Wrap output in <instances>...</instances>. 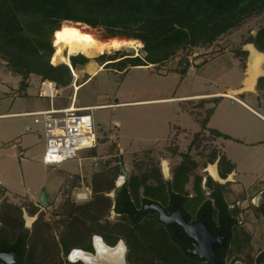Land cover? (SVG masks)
I'll return each instance as SVG.
<instances>
[{"label": "rangeland", "instance_id": "obj_1", "mask_svg": "<svg viewBox=\"0 0 264 264\" xmlns=\"http://www.w3.org/2000/svg\"><path fill=\"white\" fill-rule=\"evenodd\" d=\"M78 23L80 27H87V29L96 32L100 37L109 39L104 29L93 28L81 22ZM263 24L264 14L256 17H251L244 23H242L240 27L231 29L230 31L222 35L211 46H194L187 47L185 49H179L176 54L165 63H168L170 60H180L182 64H185L186 60L188 61V58H194V56L196 55L203 57L205 55H213L214 53H222L223 51L227 50L231 55H234V57H240V61H242L243 65H245L244 61H246L247 66L251 55V36H253L252 34L257 32ZM244 48L246 50H242ZM239 51L244 53L240 55L238 53ZM106 54L110 55V57L105 58L118 57L120 59L121 56L125 54L133 56L139 55L141 57H144L145 51L143 50L142 43V46L141 48H139L138 52L131 48L124 47L119 50H112L110 53L106 52ZM231 55L228 54V58H230L231 64H227V67H229L230 70L228 72V75L226 76H231V81L233 77V83L238 84L243 75L241 74L239 67L237 66V59L232 57ZM99 62L97 61V63ZM123 65L124 64L117 66L118 69L114 70L116 64H112L107 66L104 70L99 71L98 74L92 79V81H90V83L84 84L78 90H76L74 96L73 88H66L68 87L66 86L65 89L62 90L61 95L57 96L54 99V106L56 108L63 107L70 104L71 102H73L75 106H82L96 104L99 101L102 102V100L115 101L112 97L123 90H137L139 87L145 88L146 90L150 89V86H152L153 82V76L150 74V71H153V69H131V66L127 64L128 67L126 68V70H123V72H119L120 68ZM263 65L264 60L262 62V66ZM0 67L3 68H0V109H3L4 106L10 107L13 103V108L16 107L17 109L12 110H23L25 109V105L35 102L49 107V98L39 96L41 77L32 74L29 78L30 85L28 87L21 88L20 77L16 76L6 69L5 61L0 60ZM74 71H76V69ZM83 79L84 77H79V79L78 77H76V80L74 81L75 83H80V81H83ZM74 81L72 80L73 83ZM184 108L185 106L183 105L179 107L177 110L179 111V113L177 114L171 107L169 108V110H167L168 112L165 115H169L167 119L175 123L176 118H178L179 116H188L192 114ZM7 110H9V108ZM133 110L134 109L132 107L95 109L93 111L95 121L97 124L100 123V127L98 128L99 136L103 132H109L110 127L115 126L116 120H123L124 127H119V125L118 127L115 126L117 127L115 134H119V140L125 147H128L129 149H141L163 145L169 132L168 123L162 122L161 124L159 120L161 117H158V114H155L154 117L155 112L153 108V119L151 120L150 116V118L144 124L145 126H140V124L139 130L137 131V133H135L134 128L137 127L138 123L136 121H133L132 124L130 121L131 119L133 120ZM203 111H194L193 114H202ZM145 113L147 115V112ZM190 117L192 118V116ZM127 120L128 122L127 124H125ZM2 122L4 123V125H8L10 122H15L16 126L18 127L17 131L23 134L21 137L23 140L22 148L15 149L13 145L16 142L13 140L11 141L10 138H8L10 136H7V140H5L8 143L4 142V144L7 145L4 146L3 144V146L5 147L4 162L6 164L4 173L7 177L4 185L7 189V193L10 196V199L15 198V194H18L20 196L27 197L28 202L26 200L20 199V203L15 204L12 202L7 206L5 205L8 204L6 199L0 202L1 220L6 225L15 226L20 222H27L25 216L34 217L35 219L32 222V225H30L29 227V237L32 236V231L35 229V227H37V225H41L43 227L50 228V235L48 237V239L50 240H46V242H58L61 235L60 232L65 229V227L71 220L70 217L66 214L69 207L71 208L72 206L83 204V201H80V199L77 198V194L80 192L88 193L87 187L90 188V178L92 173L102 167L105 164L104 162L106 160L107 163L108 161L113 163L119 162V156L111 155L109 156V158L101 159L102 161L100 163L98 162L97 164H95V161L92 158L93 156L84 155L81 159L67 160L62 164L56 165L54 167L49 166L43 161L45 145L43 142L42 130L39 124L34 123V117H17L13 118L10 121ZM151 122L153 123L151 124ZM26 124L31 125L32 129L30 131L26 130V128L24 129ZM244 133L245 132H241L238 133V135L241 136ZM103 135L105 136V134ZM104 136H101V141L105 139ZM139 138L141 140H139ZM179 141V146L174 145L176 143L175 140H171L170 147L167 146L166 148L162 147L158 149L148 150L145 153L141 152L134 155L132 158L121 157L122 159L126 160L124 162L126 163V165L130 166L135 163V166H138L141 170L146 169L149 176H159L156 170L160 169V167L162 168V170H164L165 162L168 166L171 167L172 172L175 170V166L179 162L180 158L173 156L170 150L181 149L185 152L188 149V136L183 137ZM213 141L214 137L211 134L196 137L194 144L191 146V149H189V161L195 162V167L190 173L189 179L185 186L187 188H191L192 191H194L193 185L195 176H202L203 184L204 180L209 177V173L206 172L205 169L209 165H215L211 159L212 154L214 152L217 153L218 147L214 144ZM230 149L232 152L235 151L234 156L238 159L239 170L242 171L241 180H245L248 182L255 180L251 176L247 175L244 172L245 168H243V166L246 165L247 159L249 158L253 150L241 145H231ZM112 150L113 149H111L110 151L108 150L107 152L105 151L104 154H113L114 152ZM13 153H16V159L10 156ZM90 155H93V153H91ZM168 161H170V165ZM129 168L130 170H133V172L135 171L134 169H131V166ZM113 175H116V170L113 172ZM230 185V183L223 184L225 199L230 205H235L236 207L239 206L238 208L240 212L237 216L239 217L238 219H241L243 221L242 223L244 231L246 230L245 232L249 236V243L245 245L244 249L245 252H249L251 253V255L255 256L264 247V222L258 219V216H256L257 213L255 211V204H258V198L260 197V195L253 194L251 196H247V200L240 204L237 202L238 198H236L235 194L233 195L234 192L230 188ZM42 188H44L45 192L48 194V201L50 204L49 207H45L44 209H42L41 206H37L39 205L38 201L36 205V202L33 203V201L29 200V198H31L32 196L39 197ZM208 191H210L209 187ZM12 206H15L16 208L13 209ZM103 213L104 217L109 216V218L112 219L113 214H110L109 211H104ZM54 252L55 251L51 253V258H53L51 264H68L66 263V258L62 257L61 251H59V253L57 252L58 254ZM45 261L49 263L50 260L45 259Z\"/></svg>", "mask_w": 264, "mask_h": 264}, {"label": "trees", "instance_id": "obj_2", "mask_svg": "<svg viewBox=\"0 0 264 264\" xmlns=\"http://www.w3.org/2000/svg\"><path fill=\"white\" fill-rule=\"evenodd\" d=\"M262 14L264 0H0V60L5 61L7 70L21 77V88L28 86L27 79L32 74L53 80L60 87H65L73 79L71 68L66 63L53 65L49 60L53 51L51 34L60 28L63 22H81L93 28H102L108 38L123 36L140 40L145 51L144 57L125 54L121 59L105 58L110 55L104 53L95 58L100 64L111 61L105 66L124 64L121 67L124 68L127 64L160 65L173 57L179 49L211 46L231 29L240 27L247 19ZM251 41H258L264 48V24L258 29L257 36H251ZM238 53L241 55L244 52ZM70 61L72 67L77 68L89 59L78 55L72 56ZM216 158L217 153L214 152L212 162ZM189 159L190 155L184 154L181 164L174 170L177 189L187 183L195 167V162ZM219 166L222 178L234 168V164L224 155L220 157ZM156 171L160 176V169ZM134 175L149 176L147 171ZM107 177L109 174L104 170L94 174L93 188L96 192L111 187ZM194 180L196 190L202 192V176L197 175ZM138 186L132 185L133 189L124 188L127 201L130 202L131 196H136ZM207 186L214 189L211 177L208 178ZM213 197L217 207L228 210L222 193L214 190ZM82 207L72 206L66 212L71 220L60 232L58 242L62 247L56 241L47 243L46 240L49 239L44 237L43 226L37 225L32 236H28V241L25 242L26 237L23 238L22 249L12 248L21 256L35 259L31 264H51L53 251L59 253L63 249L67 254L72 248L89 242L92 233L91 219H95L97 227H101L97 231L103 232L105 225L99 221L104 215L103 212L109 211L111 199L101 194L89 201L84 210ZM255 211L261 214L262 209L256 207ZM239 212L237 206L226 214L233 216L232 221L236 222ZM22 223L15 226L21 227ZM247 238L245 239L248 241ZM115 239L113 237L112 240ZM27 242L28 249L25 248ZM45 259H49V263Z\"/></svg>", "mask_w": 264, "mask_h": 264}, {"label": "crops", "instance_id": "obj_3", "mask_svg": "<svg viewBox=\"0 0 264 264\" xmlns=\"http://www.w3.org/2000/svg\"><path fill=\"white\" fill-rule=\"evenodd\" d=\"M242 50L246 49L244 48ZM228 54L231 55L230 52L225 50L222 53H214L213 55L211 54L209 56L205 55L201 57L196 55L194 58L187 57L188 61L186 60L185 64H182L180 60H170L168 63H163L164 65L150 63L148 65L133 66L128 64L131 66V69H153V71H150V74L153 76V82L149 90L141 87H139L137 90L127 89L114 95L112 98L115 101L102 100V102L99 101L96 104L82 105L78 107L95 106L96 109L132 107L134 109V114L132 117L133 120L131 119L130 121L132 124L133 121L138 123L137 127L134 128L135 133H137L140 126H145L144 124L147 122L150 116L151 120L153 119L154 108V117L155 114H158V117H161L159 119L161 124L162 122H166L169 126V132L165 143L156 147L129 149L128 147H125L121 144L119 140V134H115L118 125L119 127H124L123 120H116L115 126L117 127L111 126L109 132L101 133L99 136L98 146L94 149L83 151L79 159H81L84 155L93 156L92 158L94 159L95 164H97L98 162L100 163L102 161L101 159L109 158V156L112 155L119 156V161L124 163L126 160L122 159V157L132 158L134 155L141 152L145 153L148 150L162 147L166 148L167 146L170 147L171 140H175L176 143L174 145L179 146V140L185 136H188V149L185 152L181 149L170 150L173 156L180 158L179 162L175 166L176 168L181 164L184 154L188 153L190 155L189 149H191V146L194 144L196 137L211 134L214 137V144L218 147L217 158L213 161L218 176L222 178L219 160L220 157L224 155L228 161L234 164V168L226 175V179H223L224 183L225 181H228L231 184L230 188L234 192L233 195L235 194L236 198H238L237 202L240 204L247 200V196H251L253 194L260 195L258 198V204L253 203L256 205V207H258L260 202L264 200V73L258 77L253 90H244L243 81L246 77L248 65L246 66V61H244L245 65H243L242 61H240V57H234V55H231L237 59V66L243 75L238 84L233 83L234 78L232 77L231 81V76H226L230 70L229 67H227V64L231 62L230 58H228ZM93 62L97 65H102L100 62L97 63L96 59H94ZM108 62L111 61H107L103 63V65ZM86 64L87 62L81 66H78L77 68H73L72 65L69 64L72 75H75L74 70L76 69V71L82 72V74L78 76V79L79 77H84L83 81H80V83H75L74 81L76 80L77 76L75 78L73 77L72 80L74 83L71 82L68 87L65 86L66 88H73V96L76 93L74 88L77 87V85L83 86L84 84L90 83V81H92V79L95 77L85 71ZM128 65L124 68H120L119 72L126 70ZM106 67L107 66L103 67L102 70H104ZM0 68L3 69L2 67ZM114 68V70L118 69L117 66ZM262 69L264 71V65L262 66ZM29 78L27 79L28 86L30 85ZM65 87H60L61 92L63 89H65ZM54 99H49V107L35 102L28 103L25 105V109L23 110H12L17 109L16 107L13 108V103L10 107L4 106L3 109H0V202L4 201L5 199L8 204L12 202L15 204L20 203V199L26 200L28 202L27 197L20 196L18 194H15V198L10 199V196L8 195L7 189L4 185L5 180H7V177L4 173L6 169V164L4 162V146L7 144H4V142L7 140L6 137L10 136L8 138H10L11 141L13 140L16 142L14 143L13 147L15 149L22 148L23 140L21 137L23 134L17 131L18 127L16 126L15 122H10L8 125H4L2 121H10L17 117H34L32 115L33 112L46 110L51 107L56 108L54 106ZM70 104H73V102ZM182 105L185 106V110L192 113L188 115L189 117L179 116L176 118L175 123L167 119L169 115L165 114L168 112L167 110H169V108L172 107L173 111L178 114L179 111L177 110ZM8 108L9 110H7ZM194 111L203 112L202 114L194 115ZM145 112H147V115ZM190 116H192V118ZM127 122L128 120L125 122V124H127ZM152 123L153 122H151V124ZM99 125L100 123L98 124V128L100 127ZM25 128L28 131L32 129L30 124H26L24 129ZM216 132H219L221 135L216 134ZM241 132L245 133L241 136L238 135V133ZM103 134H105V136ZM101 136L105 137L103 141H101ZM139 140L141 139L139 138ZM231 145H241L253 150L247 159L246 165L243 166V168H245L244 172L255 180H252L251 182L241 180L242 171L239 170L238 159L234 156L235 151L232 152V148L230 149ZM111 149H113V154H104L105 151L107 152ZM91 153H93V155H90ZM10 156L16 159V153H13ZM106 161L104 163H107ZM168 163L170 165V161H168ZM133 164L135 165V163ZM133 164L130 166H133ZM130 166L127 165V167ZM168 168V175H166L165 172L163 173L164 170H162L160 167L159 177H174V171L172 172L170 166H168ZM144 171L147 170L138 169L134 171L133 174H141ZM205 171L208 172L207 169H205ZM209 176H211L210 173ZM211 178L213 181H215L213 176H211ZM42 190L45 189L42 188ZM39 197L32 196L29 198V200L39 202ZM0 221L2 222L1 216Z\"/></svg>", "mask_w": 264, "mask_h": 264}, {"label": "flooded vegetation", "instance_id": "obj_4", "mask_svg": "<svg viewBox=\"0 0 264 264\" xmlns=\"http://www.w3.org/2000/svg\"><path fill=\"white\" fill-rule=\"evenodd\" d=\"M252 43L264 53V48L258 41ZM131 167L135 171L140 169L134 164ZM102 170L109 174L107 181L111 187L96 192L93 188V177ZM115 170H117L116 175H113ZM208 178L202 184V192H198L194 185L192 191L185 186L186 184L177 189L176 178L173 176H135L133 170L123 162L105 163L92 173L91 185L90 188L87 187L86 197L77 196V198L83 201V204L79 205L83 206L84 210V206L96 196L102 194L109 197L111 199L109 213L113 214L112 219L109 216L100 219V224L105 225L103 232L97 231L101 227L99 225L97 227L95 219H91L92 233L89 242L72 248L67 254L61 249L62 257L66 258V263L68 261L86 264L82 259L71 261L69 255L76 249L97 256L95 237L99 236L109 248L114 249L120 243L123 244L124 264H210L205 256L209 254V247L213 245L216 261L219 264H260L264 258V247L255 256L245 252L244 247L249 243V236L246 230L244 231L243 221L237 216L234 222L233 216L226 214L236 207L230 205L224 196L223 184L229 182L214 181V189L208 191ZM132 185L133 187L139 185L138 192L136 196H131L129 202L124 188L133 189ZM214 190L222 193L224 202L227 203V211L217 207L216 199L213 197ZM35 204L37 205V202ZM49 205L48 203L44 206L39 200L37 206L44 209ZM258 207L262 211L261 214L256 212V216L264 222V200ZM78 209L80 210L81 207ZM162 216L167 218V221H164ZM30 225L25 222L21 227L10 226L0 221V264H9L1 258V254L7 253L16 254L15 264H31L35 260L19 255L14 249H22L24 237H26L25 242L28 241ZM43 228L44 237L48 239L50 228ZM207 230L209 233L205 232ZM244 236L248 237V241ZM113 237L116 238L115 241L112 240ZM58 243L62 247L61 243ZM25 246L28 249V242Z\"/></svg>", "mask_w": 264, "mask_h": 264}, {"label": "bare ground", "instance_id": "obj_5", "mask_svg": "<svg viewBox=\"0 0 264 264\" xmlns=\"http://www.w3.org/2000/svg\"><path fill=\"white\" fill-rule=\"evenodd\" d=\"M53 51L50 55V62L53 65L59 63L71 64L70 58L72 56L83 55L89 59L86 64L85 71L92 76H96L105 65H97L93 62L94 58L112 50H119L124 47L131 48L138 52L142 43L138 39L116 36L109 39L100 37L96 32L87 29V27H80L79 23L64 22L60 28L52 32ZM251 55L249 58L246 77L243 81L244 90L250 91L254 89L257 78L264 73L262 69V62L264 54L256 50L252 45ZM82 72L75 71L78 77ZM81 86L76 87L78 90ZM207 171L215 178L217 171L215 165H209ZM164 172L168 175V165L164 163ZM79 198L86 197V192L77 194ZM28 225L34 220V217L25 216ZM95 246L97 248V256H92L90 253H85L79 250H73L69 258L71 261L82 259L86 264H124L123 253L124 246L122 243L117 248H109L99 237H95Z\"/></svg>", "mask_w": 264, "mask_h": 264}, {"label": "built area", "instance_id": "obj_6", "mask_svg": "<svg viewBox=\"0 0 264 264\" xmlns=\"http://www.w3.org/2000/svg\"><path fill=\"white\" fill-rule=\"evenodd\" d=\"M60 92L61 88L55 81L41 78L40 96L53 100ZM95 109V106L70 104L33 112L34 123L39 124L42 130L45 164L54 167L67 160L79 159L83 151L98 146V124L93 116Z\"/></svg>", "mask_w": 264, "mask_h": 264}, {"label": "water", "instance_id": "obj_7", "mask_svg": "<svg viewBox=\"0 0 264 264\" xmlns=\"http://www.w3.org/2000/svg\"><path fill=\"white\" fill-rule=\"evenodd\" d=\"M256 34H257V32L253 33L254 36H255ZM251 45H252L254 48L257 49V47H256L253 43H251ZM259 51H260V50H259ZM260 52L263 53L262 51H260ZM263 54H264V53H263ZM217 177H218V178H215V177H214V180H215L216 182L224 183L223 179L220 178V177L218 176V174H217ZM40 203H41L42 205H44V206L48 205V203H49V202H48L47 193L45 192V190H42V191H41V194H40ZM150 209H152V208H150ZM162 219H163L164 221H167V218H165V217H163V216H162ZM26 221H27V220H26ZM27 225H28V222H27ZM29 225H30V224H29ZM205 232H208V230L205 231ZM208 233H209V232H208ZM208 235H209V234H208ZM214 248H215L214 245L211 246V247H209V254L206 255L205 258H206V257L208 258V260L210 261V264H219V263H217V261H216V256H215V250H214ZM15 257H16V254H14V253L1 254V258H3L4 260H6L9 264H15ZM260 264H264V258L262 259V261H261Z\"/></svg>", "mask_w": 264, "mask_h": 264}]
</instances>
